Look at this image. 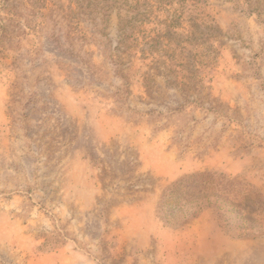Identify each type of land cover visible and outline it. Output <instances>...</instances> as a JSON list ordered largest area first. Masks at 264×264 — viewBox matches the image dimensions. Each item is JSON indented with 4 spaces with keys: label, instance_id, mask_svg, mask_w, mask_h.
I'll use <instances>...</instances> for the list:
<instances>
[{
    "label": "rangeland",
    "instance_id": "1",
    "mask_svg": "<svg viewBox=\"0 0 264 264\" xmlns=\"http://www.w3.org/2000/svg\"><path fill=\"white\" fill-rule=\"evenodd\" d=\"M201 172L251 229L176 264H264V0H0V264H161L143 182Z\"/></svg>",
    "mask_w": 264,
    "mask_h": 264
},
{
    "label": "trees",
    "instance_id": "2",
    "mask_svg": "<svg viewBox=\"0 0 264 264\" xmlns=\"http://www.w3.org/2000/svg\"><path fill=\"white\" fill-rule=\"evenodd\" d=\"M215 180L214 174L201 172L184 176L164 186H153L152 190H148L146 186H150L153 180L146 177L140 193L148 194L150 199H143L144 203L140 204L143 207L154 205L156 219L169 229H183L198 221L200 215L210 213L226 233L234 224L232 216L239 221L238 225H234L239 234L250 230L251 223H248L247 217L253 211L247 204V196L243 198V202L230 201L226 188L224 190L222 184L218 188ZM126 185L128 190L132 189L130 182L127 181ZM154 200L156 202L153 204Z\"/></svg>",
    "mask_w": 264,
    "mask_h": 264
},
{
    "label": "crops",
    "instance_id": "3",
    "mask_svg": "<svg viewBox=\"0 0 264 264\" xmlns=\"http://www.w3.org/2000/svg\"><path fill=\"white\" fill-rule=\"evenodd\" d=\"M138 215L133 218H129L127 225L121 230V233L125 236H130L133 245L139 250H145L149 248V231L145 230L143 226L131 227L134 220H140ZM210 231H214L215 239L210 237ZM159 243L157 249L163 256L161 264H176L177 261L183 259V255L192 256L198 254L200 260L206 256H210L211 253L219 255L222 252L230 250L234 246V242H231L228 238H225L221 232V229L217 226H203L200 228L188 227L180 233L175 231L166 230L162 228L158 231ZM190 233L194 234V240L189 245L186 244L185 235L189 236ZM183 241V242H182ZM190 248V249H188Z\"/></svg>",
    "mask_w": 264,
    "mask_h": 264
}]
</instances>
